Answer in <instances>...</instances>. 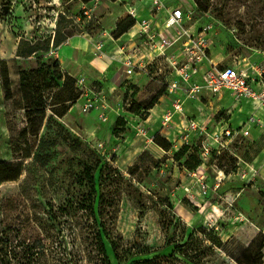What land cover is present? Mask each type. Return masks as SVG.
<instances>
[{
  "label": "rangeland",
  "instance_id": "374dc122",
  "mask_svg": "<svg viewBox=\"0 0 264 264\" xmlns=\"http://www.w3.org/2000/svg\"><path fill=\"white\" fill-rule=\"evenodd\" d=\"M152 1L99 0L87 18L82 0H0V70L3 62L12 92L5 100L0 88V162L22 167L17 181L0 185V264H103L98 237L110 264H126L124 251L139 245L151 254L134 260L184 245L176 264H264V122L254 117L247 136L223 147L210 138L231 128L230 119V124L238 120L240 102L206 96L200 101L205 107L182 105L173 112L166 83L174 76L163 61L168 78L162 84L150 80L129 98L122 78L108 99L106 111L118 105L123 115L140 109L138 121L125 116L113 132L112 125L101 122L102 110L83 115L79 108L69 109L71 81L60 68L52 69L57 48L77 36L103 33L109 54L124 5L141 2L152 12ZM161 1L166 8L194 5L192 0ZM199 1L207 12L198 9L185 27L197 36L212 25L205 32L212 62L264 68V0ZM118 44L115 51L127 54L124 40ZM41 66L48 69L41 76L45 117L27 120L18 72ZM160 91L154 111L144 110ZM176 96L171 102H185L184 94ZM165 115L170 120L162 125ZM157 134L170 143V151L153 142ZM99 142L101 152L94 149ZM185 144L201 152L195 170L173 160ZM37 153L45 164L34 160ZM83 162H99L96 194H90L94 204ZM87 199L84 208L79 201Z\"/></svg>",
  "mask_w": 264,
  "mask_h": 264
},
{
  "label": "built area",
  "instance_id": "2783aa9c",
  "mask_svg": "<svg viewBox=\"0 0 264 264\" xmlns=\"http://www.w3.org/2000/svg\"><path fill=\"white\" fill-rule=\"evenodd\" d=\"M98 3L99 0H92L88 4L82 3V15L90 18V14ZM152 4L154 6V11L151 12L153 17L148 19L141 18L133 8L126 11L135 20L133 26L137 27L135 35L141 39V43L133 49L134 54L139 57L138 62H135L136 55L133 57L126 56L122 60L125 75L130 76L135 70H138L153 81H158V77L162 76L164 80H167L168 77L163 75L162 63L165 61L172 68L169 75L174 76L166 83L168 94H184L187 101L201 100L205 96L212 97L228 92L237 103L246 100L250 101L256 108L264 109V68L248 65L220 66L219 62L213 63L209 57V36L205 34L206 30H211L212 25L209 24L200 29L202 32L197 36L191 31V27H185L195 13V4L193 9L187 8L185 10L180 7L166 8L161 0H153ZM160 11L167 13V18L162 23L156 19V14ZM104 36L102 33L93 44L98 56H106L107 54L103 49L102 39ZM142 51H148L151 56L144 63H142L144 57L139 56ZM107 55L112 61H121L118 56H124L121 51ZM204 64L207 65V68L202 70ZM73 79L75 89L79 93L78 100H83L79 106L80 113L87 115L93 111L102 110L99 116L100 120L107 122L108 114L105 113V110L109 107L108 99L112 96L114 89L108 85L91 86L82 76ZM126 102L125 106H129V101L126 100ZM178 102L176 100L173 103V112H180L183 102L179 104ZM113 112L117 116L125 118L121 106ZM168 120H170V116L165 115L162 125ZM254 120V116H250L242 127H231L223 129L219 133H212L210 135L212 143L223 147L238 136H247L248 130L254 126ZM190 125L192 129H196L194 122H191ZM102 147V143L99 142L94 146V149L101 152ZM205 152L208 153V149Z\"/></svg>",
  "mask_w": 264,
  "mask_h": 264
},
{
  "label": "trees",
  "instance_id": "16d2710c",
  "mask_svg": "<svg viewBox=\"0 0 264 264\" xmlns=\"http://www.w3.org/2000/svg\"><path fill=\"white\" fill-rule=\"evenodd\" d=\"M90 1L92 0H82V3L88 4ZM192 1L196 6L195 14L197 13L198 9H199L198 11L199 13L204 14L207 12V9H202L201 7L202 3L199 0H192ZM134 25H135V20L132 17H130L127 12H125L123 16L118 18L115 25V31L111 33V37L113 39L120 38L121 36L127 34L130 31V29L133 28ZM1 64L3 65V67H1L2 69L0 70V77L2 80L1 88L3 91L4 99L10 100L12 98V92L8 81L7 69L4 66L3 62ZM53 64H54L52 67L53 70L60 68L59 62L57 60ZM46 70H48L46 67L41 66L35 70H30V71L21 70L18 72L19 83L21 85V95H22L21 100L25 104L24 110L27 113L26 115L27 120H30L32 116H36L38 119H40V121H42L45 117L44 115H45L46 103L43 97V88H42L43 85L41 81V76ZM68 78L73 86V96L68 100L69 109H70L79 99V93L75 89L74 79L70 76H68ZM129 89L130 87L125 88L124 90L125 96L129 98H134L135 97L134 92H131L129 94ZM162 95H163V91L158 92L157 95L152 99L148 107H145L144 110L146 111L151 110L157 104L158 98H160ZM127 108H130V106H128ZM127 112L138 117L139 119L142 115L140 109H138L137 111L136 110L132 111L130 109H127ZM123 120L125 121V118L119 116L114 120V123L112 125L113 132L116 131L117 126L119 125L120 122H123ZM153 142L166 152L171 150L170 143L162 139V137L159 134L153 137ZM42 145L43 143L40 141L38 145L39 151ZM39 156H40L39 153L34 155L33 157L34 160L41 164H45L42 162L41 159H39ZM200 156H201L200 151L198 152L191 151V147L185 144L174 152L173 160L175 162H182V166H184L188 170H195V168L200 164V160H201ZM83 166H84L83 175L85 179L88 181L90 187L89 196L91 199L89 200L93 201L92 203L94 204L96 202V199H92V196L90 194H93V196L94 194H96L95 175L99 170L98 169L99 162L96 166H91L83 162ZM21 174H22L21 163L12 164L7 162H0V185L5 182L17 181L20 178ZM89 200L88 199L87 201L81 200L79 202L82 203L81 206H83L84 208H88V206H86V202H88ZM98 238H99L98 243H99V253L101 254V261L103 264H110V261L106 256L103 245L100 246L101 243L100 237ZM183 246L175 245L170 254H160V255L151 256L149 258L134 260V258L147 257L151 254L148 251V249H143L139 245L138 249L130 248L124 251L125 254H127V259L125 263L126 264H176V262H178L177 256L182 253ZM184 256H187L186 252H184ZM116 258L120 259L122 257H120L119 254L116 253Z\"/></svg>",
  "mask_w": 264,
  "mask_h": 264
},
{
  "label": "crops",
  "instance_id": "0c3cea01",
  "mask_svg": "<svg viewBox=\"0 0 264 264\" xmlns=\"http://www.w3.org/2000/svg\"><path fill=\"white\" fill-rule=\"evenodd\" d=\"M174 6L175 5L172 4L169 7H174ZM144 7L145 6L141 2L139 3L135 2L134 4H132V6L129 3H126L124 5V9H125L124 11L126 12L129 8H133L135 9V11L139 14L141 18L148 19L150 17H153L151 10H147L146 7L144 9ZM177 7H180V6H177ZM166 18H167V13L165 11H162L161 13L156 15V19L159 21V23L164 22ZM135 30L136 31L133 32L134 36H132L133 33L130 34L129 32L125 35L126 38L123 36L121 39H118V40L115 39L112 42L113 44H109V46L107 47L109 48V52H110L109 55H111L119 47L118 43H120L121 40H124V45L126 46L127 54H124V56H118V58L121 59V61L119 60L112 61L108 57L107 54L106 56L97 55V52L95 51V47L93 44L99 38V36L87 37L85 35L82 37L77 36V37L72 38L67 43L57 48L56 52H54L55 58L59 62V67H60L61 72L72 78L80 77V76L85 77L87 80V83L91 86L93 85L95 87H100L102 85H108L112 89H114V92L117 89V87H119L117 82L120 81L122 78L124 79V82H123L124 87L122 86L121 88L123 90V93L125 90V83H126L127 88L130 87L129 94L131 92L136 91L137 89H141L143 86H146L151 79L145 76V74L138 72V70H135V72L131 74L130 76L125 75V72H124L125 68H123L122 63H121L122 60H124L126 56L133 57V55H136L134 54L133 49L140 45L141 39L135 35L137 32V29ZM104 42L106 46L107 43H110V39H106V41ZM139 56L144 57V59L142 60V63L148 61L151 58L150 53L148 51H142L139 54ZM138 59L139 57L138 55H136L135 62H138ZM162 79H164L163 76L158 77V81H153V82L156 84L158 83L162 84L161 83V81H163ZM170 97L177 98V96L176 94H173V95L168 94V98H167V100L169 101L168 104L172 107L173 103L175 102H171ZM216 97H218L219 100L222 99L223 102L227 101L226 98H228L230 101L233 102V98L229 95L228 92L220 93L216 95ZM200 101L201 100H190V101L185 100V102L183 103V106L184 105L188 106L192 108V110L193 109L195 110L196 109L195 107H197V105L205 107V105L203 106V104H201ZM82 103H83V100H78L77 103H75L71 107L70 111H74L75 108H79V106ZM154 109L155 108L150 110V112L152 113ZM110 110L109 111L105 110V113L108 114V121H107L108 124L113 125L115 114L113 112V109H110ZM237 110H238L237 115L241 114V116H239L238 120L235 121L237 124H235V122L230 124L231 120L233 119L229 120L228 123L232 127H235V126L242 127L250 116L260 118L261 121L264 122V109L256 108L250 101H246V100L241 101ZM94 112L95 111H93V113ZM124 116H128V118L131 121L139 120L138 117L128 113L127 111ZM194 116L196 117V119L198 118L197 117L198 115H194Z\"/></svg>",
  "mask_w": 264,
  "mask_h": 264
},
{
  "label": "bare ground",
  "instance_id": "6f19581e",
  "mask_svg": "<svg viewBox=\"0 0 264 264\" xmlns=\"http://www.w3.org/2000/svg\"><path fill=\"white\" fill-rule=\"evenodd\" d=\"M135 29H137V27H133V28L131 29V31H130V34H132L134 31H136ZM132 36H134V33H133Z\"/></svg>",
  "mask_w": 264,
  "mask_h": 264
},
{
  "label": "water",
  "instance_id": "95a60500",
  "mask_svg": "<svg viewBox=\"0 0 264 264\" xmlns=\"http://www.w3.org/2000/svg\"><path fill=\"white\" fill-rule=\"evenodd\" d=\"M3 11L6 13V11H7V8L5 7Z\"/></svg>",
  "mask_w": 264,
  "mask_h": 264
}]
</instances>
